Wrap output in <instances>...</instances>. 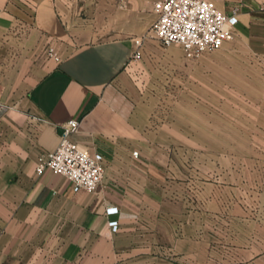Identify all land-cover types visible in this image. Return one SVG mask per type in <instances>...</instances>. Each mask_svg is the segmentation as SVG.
Here are the masks:
<instances>
[{
  "label": "crops",
  "instance_id": "obj_1",
  "mask_svg": "<svg viewBox=\"0 0 264 264\" xmlns=\"http://www.w3.org/2000/svg\"><path fill=\"white\" fill-rule=\"evenodd\" d=\"M215 2L237 12L232 39L264 58V0ZM154 19L152 0H0V264H156L136 224L161 170L127 72ZM70 118L73 138L104 156L93 191L36 173Z\"/></svg>",
  "mask_w": 264,
  "mask_h": 264
},
{
  "label": "rangeland",
  "instance_id": "obj_2",
  "mask_svg": "<svg viewBox=\"0 0 264 264\" xmlns=\"http://www.w3.org/2000/svg\"><path fill=\"white\" fill-rule=\"evenodd\" d=\"M154 39L129 65L157 183L138 212L156 264H264V58Z\"/></svg>",
  "mask_w": 264,
  "mask_h": 264
},
{
  "label": "built area",
  "instance_id": "obj_3",
  "mask_svg": "<svg viewBox=\"0 0 264 264\" xmlns=\"http://www.w3.org/2000/svg\"><path fill=\"white\" fill-rule=\"evenodd\" d=\"M152 8L155 19L143 36L134 38L132 59L141 57L143 38L147 35L156 37L163 45L178 42L196 54L218 49L234 37L236 10L227 13L215 0H152ZM78 123L76 118L63 122L57 146L37 156L35 169L37 174L50 169L65 175L74 190L93 191L101 183L105 160L101 152L91 151L73 138ZM116 210L117 206L108 207L109 212ZM109 225L116 229L118 221L109 220Z\"/></svg>",
  "mask_w": 264,
  "mask_h": 264
}]
</instances>
